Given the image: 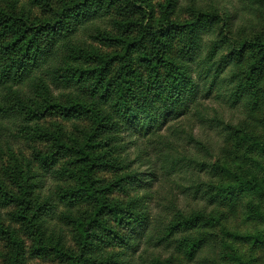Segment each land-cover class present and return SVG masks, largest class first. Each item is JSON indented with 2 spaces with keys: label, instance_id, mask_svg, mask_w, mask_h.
Returning <instances> with one entry per match:
<instances>
[{
  "label": "trees",
  "instance_id": "16d2710c",
  "mask_svg": "<svg viewBox=\"0 0 264 264\" xmlns=\"http://www.w3.org/2000/svg\"><path fill=\"white\" fill-rule=\"evenodd\" d=\"M151 1L61 0L53 9L50 0H35L50 15L43 19L16 15L18 0L0 7V132L48 143L33 152L40 173L5 170L17 193L0 184V209L14 208L34 257L61 264H258L252 252H264V0H243L263 22L260 30L212 44L204 38L221 21L215 12L189 8L190 20L180 22L172 18L180 0H165L154 20ZM112 11L114 34L98 26ZM81 34L117 51L101 52ZM226 43L230 51L222 54ZM218 88L241 115L220 125L218 153L200 148L199 157L189 156L173 147V126ZM49 115L84 117L89 128L64 140L61 129L40 125ZM183 166L194 171L177 184L183 198L160 203L153 184ZM114 192L126 200L113 199ZM239 217L242 226L255 224L254 232L233 230ZM57 227L73 232L75 249L64 248L63 234L47 238ZM217 227L218 263L200 258ZM0 239L11 247L9 264H24L16 232L0 223ZM113 245L118 253L107 252Z\"/></svg>",
  "mask_w": 264,
  "mask_h": 264
},
{
  "label": "rangeland",
  "instance_id": "374dc122",
  "mask_svg": "<svg viewBox=\"0 0 264 264\" xmlns=\"http://www.w3.org/2000/svg\"><path fill=\"white\" fill-rule=\"evenodd\" d=\"M61 0H50V5L53 9L60 7ZM165 0H152L149 3L150 10L153 12V19L159 18V9L158 4H163ZM12 0H0V7L5 10H9L11 7ZM247 2L243 0H180V9L177 15H174L172 18L180 22L189 21L190 14L188 13L189 8L194 10H203L208 12H215L221 19L219 23L214 26V31L210 32L208 35H205L204 41L208 44H212L213 40L222 41L231 39L233 41L239 42L241 39L249 38L258 30L263 27V22L256 20V14L252 13L247 8L244 9L243 5L246 6ZM264 8V7H263ZM264 11V9H263ZM14 12L16 15H23L30 19H43L49 18L50 15L45 13L44 7L41 2H35V0H18V3L15 6ZM116 16V17H115ZM118 18L116 11L108 13L104 21H100L98 26L109 32H115L113 26L111 25V19ZM87 34H81L80 40L88 45L95 46L101 52L113 53L117 51L116 49L109 48L107 46H100L90 39L86 38ZM174 44L180 46L178 38L174 41ZM229 45V42H228ZM227 43L223 46L221 53L228 54L230 51V46ZM206 50V47H205ZM224 76V75H223ZM202 106L198 109L197 113H193L190 117L182 122L175 124L172 129H177V133L172 135L171 130L169 132V139L172 140V146L180 149V151H185L189 156H197L200 154L197 152L200 148L212 150L214 153H218V148L222 144V134L220 131L222 125L227 124H236L238 119L241 118L240 112L230 107L226 98L225 88L213 90L212 94L206 99L201 101ZM45 129L51 131L56 129H61L63 139H69L75 137L78 134V131L86 130L89 128L88 122L84 117L71 120L69 122L62 120L61 117L56 115H49L45 117L41 122ZM192 135V139H190ZM25 136V135H24ZM33 140V141H32ZM11 148V151H7L6 143ZM199 143L201 146H199ZM144 142H141V147H144ZM48 143L40 139H31L26 140L23 138L12 139L8 137L5 139L0 132V148H2V153L0 152V184L10 193H17V189L11 184V182L5 176V170L12 167H20L24 172V176L30 177L34 173H40L38 165L33 163L34 160V151L45 152L47 150ZM147 147V146H146ZM150 147V146H149ZM152 147V146H151ZM134 146L129 145V152L133 157ZM145 149V148H143ZM164 149V148H162ZM161 149V150H162ZM133 151V152H132ZM244 153V151H242ZM186 155V154H185ZM182 157V156H181ZM33 163V164H32ZM63 161H60V165ZM29 164L33 165V168L30 169ZM157 166L160 167L161 161L156 162ZM169 165V164H168ZM167 165V166H168ZM183 165V164H182ZM186 165V164H185ZM182 169L177 172L175 175L171 174L170 176H162L158 184L155 182L153 186L159 192L160 203H163L169 199L171 195L183 198L180 195V189L177 184L185 183L193 174V169L191 167L183 166ZM145 172L146 167L142 168ZM161 173V172H159ZM98 178L103 179L104 181L113 180V176L108 173H99ZM113 199L119 201H125V196L114 192L111 196ZM153 206V207H152ZM151 208H153V213L159 212L156 208V204L151 203ZM85 209L81 206L79 210ZM14 212L13 207H7L6 209H0V223L9 228L11 231H15L16 235L23 242L24 245V264H61L55 259H40L34 257L30 253L31 242L27 239L24 232L20 229V225L15 223L11 217V214ZM239 221L234 225L233 230L243 231V232H254L256 225H240L242 219L236 218ZM59 222L54 221V224ZM61 228V227H60ZM56 233L53 235L49 232L47 238L52 239L54 242L57 240L59 235H64V248L65 249H75L74 246V234L70 229H64L61 232V229L56 228ZM212 233L215 236V243L212 244L209 250H205L201 253L200 258L212 257L218 263V251H219V241L221 240L220 228H215L212 230ZM243 252H248V247L241 246L240 248ZM109 253H118L119 249L117 246L113 245L107 249ZM162 253V252H160ZM159 253V254H160ZM157 254V252H156ZM170 252L163 253L164 257H167ZM253 256L261 257L258 264H264V252L254 251L252 252ZM12 257L11 247L8 244L0 239V264H9L10 258ZM212 259V260H213ZM211 260V259H210ZM211 260V261H212ZM201 260L199 261V263Z\"/></svg>",
  "mask_w": 264,
  "mask_h": 264
}]
</instances>
